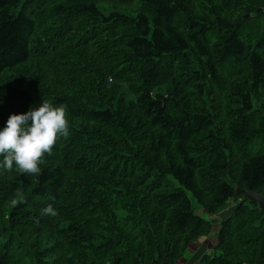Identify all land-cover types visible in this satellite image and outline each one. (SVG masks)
I'll return each instance as SVG.
<instances>
[{
  "label": "trees",
  "instance_id": "1",
  "mask_svg": "<svg viewBox=\"0 0 264 264\" xmlns=\"http://www.w3.org/2000/svg\"><path fill=\"white\" fill-rule=\"evenodd\" d=\"M0 100L69 128L0 169V264H178L216 228L201 264H264V0H0Z\"/></svg>",
  "mask_w": 264,
  "mask_h": 264
},
{
  "label": "clouds",
  "instance_id": "2",
  "mask_svg": "<svg viewBox=\"0 0 264 264\" xmlns=\"http://www.w3.org/2000/svg\"><path fill=\"white\" fill-rule=\"evenodd\" d=\"M68 131L62 105L41 101L24 113L9 114L0 127V169L38 173L43 155L50 153L57 137L68 135ZM44 211H51V207Z\"/></svg>",
  "mask_w": 264,
  "mask_h": 264
},
{
  "label": "rangeland",
  "instance_id": "3",
  "mask_svg": "<svg viewBox=\"0 0 264 264\" xmlns=\"http://www.w3.org/2000/svg\"><path fill=\"white\" fill-rule=\"evenodd\" d=\"M140 7H141V4H140L139 1L134 2L131 5H122V6H114L111 3H100L99 4L100 11L104 15H106V16L110 15L113 12H118V13H121V14H124V15H127V16H130V17H136L137 14H138V11L140 10ZM188 197L190 198L192 207L195 210V212H196L197 215H199V216H201L203 218H209V219L212 218V219H215L217 221H221V220L226 219L227 217H229L230 213L233 212V209L235 207V204L237 203V202H235V201L232 200V201H230L228 203V205L225 207L224 210H222L221 212H219V214L215 215L214 217H209L203 211V209L200 208V206L198 205L197 201L194 199V197L192 196L191 193H188ZM216 229L214 230L213 234L215 233V231H217ZM213 234H211L209 236H212ZM209 236H206V237H209ZM202 238H204V237H202ZM212 245H213L212 244V239H209V241L206 243V246H212ZM191 250H192V248H191ZM198 264H201V262L198 263Z\"/></svg>",
  "mask_w": 264,
  "mask_h": 264
},
{
  "label": "crops",
  "instance_id": "4",
  "mask_svg": "<svg viewBox=\"0 0 264 264\" xmlns=\"http://www.w3.org/2000/svg\"><path fill=\"white\" fill-rule=\"evenodd\" d=\"M209 239H212V246H206ZM217 240L216 231L212 236L200 238L198 242L190 246L186 256L178 264H198L202 257L213 253L215 246L218 245Z\"/></svg>",
  "mask_w": 264,
  "mask_h": 264
},
{
  "label": "water",
  "instance_id": "5",
  "mask_svg": "<svg viewBox=\"0 0 264 264\" xmlns=\"http://www.w3.org/2000/svg\"><path fill=\"white\" fill-rule=\"evenodd\" d=\"M241 194L245 195L250 202L257 203L259 209L264 212V195L257 192L240 191ZM156 261H154V264Z\"/></svg>",
  "mask_w": 264,
  "mask_h": 264
}]
</instances>
